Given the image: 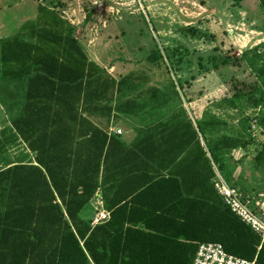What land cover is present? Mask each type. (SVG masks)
<instances>
[{
    "label": "trees",
    "instance_id": "obj_1",
    "mask_svg": "<svg viewBox=\"0 0 264 264\" xmlns=\"http://www.w3.org/2000/svg\"><path fill=\"white\" fill-rule=\"evenodd\" d=\"M259 4L264 11V0ZM34 7V21L0 40L5 78L14 81L17 73L28 82L30 101L13 127L37 153V165L0 172V264H192L204 243L264 264V238L232 212L214 183L216 169L229 181L227 157L255 142L252 119L242 118L235 134H222L227 125L216 116L194 123L169 78L180 109L156 133L143 131L124 144L109 134L116 112L171 102L160 88H143L169 75L161 49L145 59L147 69L117 80L91 59L77 26L55 8ZM261 49L224 58L227 67L246 62L258 83L221 105L243 114L259 110L253 119L264 132ZM119 95L124 99L116 102ZM252 164L264 186V145ZM101 191L110 218L94 224Z\"/></svg>",
    "mask_w": 264,
    "mask_h": 264
},
{
    "label": "rangeland",
    "instance_id": "obj_2",
    "mask_svg": "<svg viewBox=\"0 0 264 264\" xmlns=\"http://www.w3.org/2000/svg\"><path fill=\"white\" fill-rule=\"evenodd\" d=\"M31 2L55 8L77 26V37L91 59L116 77L147 69L145 59L160 48L169 75L155 77L153 82L143 85L144 89L160 88L162 98L166 95L171 99L167 108H179L181 103L170 78L180 92L183 106L191 110L193 105L197 115L207 111L210 116L214 114L230 122L231 128L223 131L232 134L239 130L242 118L248 117L252 119L249 124L254 133L253 118L259 110L249 109L243 114L221 105L236 90L249 92L258 83L246 62L227 67L222 65L224 58H238L257 47L262 51L264 44V32L254 31V25L248 24L251 18L236 16L237 4L232 1L0 0V17L4 22L5 15V21L15 30L28 14L26 9ZM257 24L259 29L264 28V18ZM262 64L256 62L258 67ZM151 72L162 74L157 68ZM261 192L264 194V188ZM252 207L264 215V205L254 200Z\"/></svg>",
    "mask_w": 264,
    "mask_h": 264
},
{
    "label": "crops",
    "instance_id": "obj_3",
    "mask_svg": "<svg viewBox=\"0 0 264 264\" xmlns=\"http://www.w3.org/2000/svg\"><path fill=\"white\" fill-rule=\"evenodd\" d=\"M230 1H232L233 5L237 4V7L234 8V14H236V16H245V20L251 18L252 21L248 24L250 26L254 25L252 26L255 28L254 31L259 33L264 32V28L262 27L259 29L257 24L260 18H264V11L260 7L259 0ZM33 4L36 5L37 3H28L26 9L28 14H25L23 21L19 23L15 30L5 21V15L3 17L4 22L0 17V40L13 38L20 32L25 24L36 19L37 10ZM1 14L2 11H0V16ZM3 70L4 68L0 67V172L19 164L37 165V153L32 152L28 148L27 144L13 127V121L25 114L27 105L30 101L28 99V82L25 78L21 80L17 73L15 74L14 81L6 79ZM110 74L117 80H120L129 73L120 77H116L112 73ZM23 75L24 74L21 76ZM123 97L124 95L117 96L116 102L120 101V99L123 100ZM191 107L190 110L184 106L194 123L201 121L206 115V118H209L210 115L207 111L197 115L193 111V105ZM177 109V107L167 108L166 105L162 106L150 103V105L138 114H120L116 112L109 123V134L119 138L124 144L131 146L138 138L139 133L149 129H153V131L155 129L154 133H156L157 126H159L160 123L168 122L173 114L178 111ZM212 116H214V114ZM221 120L227 125V130L231 128L230 122L222 118ZM94 121L97 125L101 124L100 119L95 118ZM223 129H225V126L221 128L222 134H231L229 131L224 132ZM239 129L241 128L239 127ZM253 129L254 133L252 132V135L255 142L247 148H238L234 150L226 159L230 168L228 177L231 183L226 179L225 174H222L216 169L217 175H221L230 185H234V187L242 192L245 199L249 201L251 207L252 204L254 205V200L258 201L260 205H264V194L261 192V189L264 188V186H261L263 184V177L255 170L252 164L253 159L259 150H261L262 145H264V132L256 124V121H254ZM257 133L262 136V139L258 137ZM100 195L101 197H95L93 207L96 209L97 203L99 202L98 213L107 215L106 219L102 221L105 222L110 218V214L104 208L102 191ZM252 209L256 212L253 207ZM261 216L264 217V215Z\"/></svg>",
    "mask_w": 264,
    "mask_h": 264
},
{
    "label": "built area",
    "instance_id": "obj_4",
    "mask_svg": "<svg viewBox=\"0 0 264 264\" xmlns=\"http://www.w3.org/2000/svg\"><path fill=\"white\" fill-rule=\"evenodd\" d=\"M215 187L225 204L235 213L242 222L250 225L256 232L264 238V217L257 214L248 200L245 199L242 192L230 185L225 178L217 175ZM99 202L96 210H98ZM99 211V210H98ZM107 215L98 213L94 224L101 223ZM257 259L246 260L238 256L229 254L219 243H204L200 245L199 250L192 264H256Z\"/></svg>",
    "mask_w": 264,
    "mask_h": 264
}]
</instances>
